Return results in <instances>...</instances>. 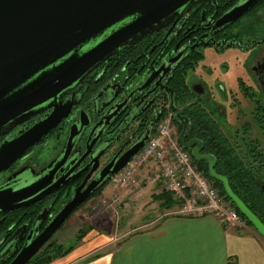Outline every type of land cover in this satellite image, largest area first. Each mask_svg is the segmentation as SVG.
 <instances>
[{"label":"flooded vegetation","instance_id":"af4514ba","mask_svg":"<svg viewBox=\"0 0 264 264\" xmlns=\"http://www.w3.org/2000/svg\"><path fill=\"white\" fill-rule=\"evenodd\" d=\"M243 1L245 0L193 2L182 12L174 14L168 22L147 30L133 43L121 46L63 94L62 100L72 96L77 99L76 106L39 142L8 168L0 171V186L11 185L17 188L28 177L37 178L38 174L48 170H52L53 182L50 184L60 182L57 187L32 202L0 210V264H7L26 240L29 242L45 227L73 196L82 181L81 189L96 177L100 168L114 154L120 155L140 141L150 123L153 122V125L147 139L162 117L170 114L178 141L179 134L183 131L185 141L198 138L203 144L204 140L197 135L194 127L195 120L201 116L202 111L207 112L225 134L243 124L233 130L223 127L229 125L230 121L223 124L216 118V114L222 113L224 106L214 99L206 83L194 76L193 70L203 59L205 48L222 50L236 47L243 52L253 51L246 67L248 82L239 77L238 89L243 97L248 98L246 100L249 105L252 104V109L257 106L264 109V0L255 1L231 22L221 20L233 6ZM242 20L244 21L240 23ZM243 34H246L245 39H242ZM193 55L199 56L195 62ZM178 70L183 73L187 89V94L183 96L175 93L171 85ZM149 76L153 78L150 80ZM237 93L238 91H231L230 96L239 104ZM112 104L113 108L103 118L102 126L93 131L89 143L95 133L101 131L100 137L91 145L89 153L82 157L87 152V139L92 126ZM48 110L49 108L45 109L33 118ZM81 111L86 113L89 125L64 157L62 150L69 126L80 121ZM104 125L106 128H103ZM5 137L6 135L0 136V142ZM103 140H106L105 144H101ZM108 143L110 146L98 158L95 169L90 172L95 163L94 154ZM204 147L205 145L201 152L209 153L204 151ZM90 160L92 164L88 165ZM205 163L203 165L207 167ZM88 173L90 174L87 176ZM7 182L9 183L6 184ZM99 187L77 206L84 203ZM28 234L30 236L27 238ZM51 237L52 235L37 251L50 243L53 240Z\"/></svg>","mask_w":264,"mask_h":264},{"label":"water","instance_id":"95a60500","mask_svg":"<svg viewBox=\"0 0 264 264\" xmlns=\"http://www.w3.org/2000/svg\"><path fill=\"white\" fill-rule=\"evenodd\" d=\"M195 1L198 0H0V136L6 135L0 142V171L8 168L71 112L78 100L73 96L62 100L63 94L85 74L100 66L121 46L133 43L147 30L168 22ZM255 1L236 4L221 20L233 21ZM169 90L172 92L171 88ZM47 108V112L33 118ZM112 108L113 104L94 123L87 143ZM88 125V117L81 111L80 121L69 126L62 150L64 157ZM152 125L153 122L146 127L140 141L122 154H114L96 177L81 189L82 181L45 227L29 242L26 240L7 264L27 262L72 209L120 170L143 146ZM100 133H95L82 157L89 153ZM182 135L183 131L179 134L180 145L190 151L195 161L207 163L209 177L221 182L226 196L264 238L263 221L233 191L227 176L215 170L214 154L201 152L204 146L201 139L185 141ZM109 146L110 143L94 154L95 163L90 172ZM91 164L90 160L88 165ZM52 180V170H48L38 174L37 178L28 177L17 188L1 185L0 210L40 198L60 184L59 181L50 184ZM262 187L264 189V183Z\"/></svg>","mask_w":264,"mask_h":264},{"label":"crops","instance_id":"0c3cea01","mask_svg":"<svg viewBox=\"0 0 264 264\" xmlns=\"http://www.w3.org/2000/svg\"><path fill=\"white\" fill-rule=\"evenodd\" d=\"M235 122L223 127L233 130ZM145 169L139 184L118 195L124 202L118 236L87 231L46 264H264V238L253 226L226 224L212 213H178L171 193Z\"/></svg>","mask_w":264,"mask_h":264},{"label":"rangeland","instance_id":"374dc122","mask_svg":"<svg viewBox=\"0 0 264 264\" xmlns=\"http://www.w3.org/2000/svg\"><path fill=\"white\" fill-rule=\"evenodd\" d=\"M245 38L246 34L242 36V39ZM252 52H243L236 47L222 50L207 47L203 51V59L193 70L194 73L192 72L194 76L201 78L206 83L214 99L224 106L223 112L216 114V118L223 124L228 121H236L235 127H239L242 123L252 120L253 106L249 105L246 100L248 98L243 97L238 89L239 77L248 82L249 76L246 67L250 63ZM231 91H238L239 104L230 96ZM252 125L251 136L261 139V146L264 147V136L261 135V131L255 124L252 123ZM143 167L145 168V166ZM140 182V177L135 184L124 187H113L108 181L105 182L102 185L104 191L92 194L84 203L75 208L52 234L51 239L60 240L64 246H67L74 242L75 233L81 226H86L85 233L90 232L92 236L101 234H111L113 238L118 236L122 212H124L122 211L124 202L118 198V195L124 188H133Z\"/></svg>","mask_w":264,"mask_h":264},{"label":"built area","instance_id":"2783aa9c","mask_svg":"<svg viewBox=\"0 0 264 264\" xmlns=\"http://www.w3.org/2000/svg\"><path fill=\"white\" fill-rule=\"evenodd\" d=\"M143 166H148L151 182L162 181L164 188L171 193L178 213H212L226 224L248 225L246 217L238 212L211 177L196 166L190 152L180 145L170 114L162 117L143 147L110 176L108 183L113 187L135 184Z\"/></svg>","mask_w":264,"mask_h":264},{"label":"trees","instance_id":"16d2710c","mask_svg":"<svg viewBox=\"0 0 264 264\" xmlns=\"http://www.w3.org/2000/svg\"><path fill=\"white\" fill-rule=\"evenodd\" d=\"M192 59L195 62L199 56L193 55ZM183 78V73L178 70L171 80L175 93L182 94V96L187 94ZM251 115L253 122H244L229 134L223 133L218 123L205 111H202L201 116L195 120L194 127L197 135L204 140V151L212 153L216 157L215 170L227 176L233 191L264 223V189L262 187V183H264V147L261 146V139L251 136L252 123L264 136V109L257 106ZM194 163L208 175L207 167L203 165L204 161L194 160ZM211 180L221 192L225 193L220 181L213 178ZM102 187L101 185L93 194L99 193ZM238 212L241 213L239 210ZM247 222L252 226L248 220ZM86 230V226H81L75 233L74 242L67 246H64L62 241L53 239L37 251L27 264H46L53 258L66 254L84 236Z\"/></svg>","mask_w":264,"mask_h":264}]
</instances>
